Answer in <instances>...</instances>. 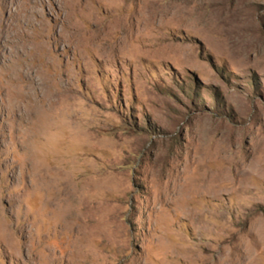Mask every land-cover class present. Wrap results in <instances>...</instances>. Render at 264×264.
I'll return each instance as SVG.
<instances>
[{
	"label": "rangeland",
	"instance_id": "obj_1",
	"mask_svg": "<svg viewBox=\"0 0 264 264\" xmlns=\"http://www.w3.org/2000/svg\"><path fill=\"white\" fill-rule=\"evenodd\" d=\"M0 264H264V0H0Z\"/></svg>",
	"mask_w": 264,
	"mask_h": 264
},
{
	"label": "bare ground",
	"instance_id": "obj_2",
	"mask_svg": "<svg viewBox=\"0 0 264 264\" xmlns=\"http://www.w3.org/2000/svg\"><path fill=\"white\" fill-rule=\"evenodd\" d=\"M151 2V1H150ZM148 3V2H147ZM152 5H154V4H152ZM162 7V6H161ZM151 8V7H150ZM143 9V8H142ZM143 12V11H142ZM157 14V13H156ZM160 14V13H159ZM158 15V14H157ZM142 16V15H141ZM150 17V16H149ZM160 17V16H159ZM156 18H157V16H156ZM148 19V18H147ZM154 19V21H155V18H153ZM152 19V20H153ZM159 19V18H158ZM151 20V21H152ZM145 21V20H144ZM148 22V21H147ZM150 22V21H149ZM150 24V23H149ZM153 24V23H152ZM154 27V26H153ZM46 158V157H45ZM40 174H43V176H45V177H42V179H45V178H48L49 176L48 175H46L45 173H44V171L41 169V173ZM42 176V175H41ZM45 180H47V179H45ZM207 181V180H206ZM205 182V181H204Z\"/></svg>",
	"mask_w": 264,
	"mask_h": 264
}]
</instances>
